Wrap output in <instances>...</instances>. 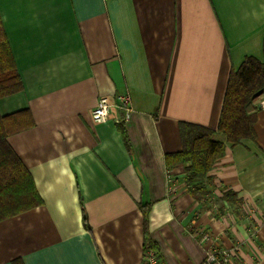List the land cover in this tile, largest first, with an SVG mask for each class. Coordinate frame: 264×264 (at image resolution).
Masks as SVG:
<instances>
[{
	"label": "crops",
	"instance_id": "0c3cea01",
	"mask_svg": "<svg viewBox=\"0 0 264 264\" xmlns=\"http://www.w3.org/2000/svg\"><path fill=\"white\" fill-rule=\"evenodd\" d=\"M0 22L22 84L0 116L28 113L5 139L24 173L1 174L0 264H142L144 210L163 264H202L201 233L264 264L262 94L252 138L217 131L230 75L264 63V0H0ZM125 92L127 123L91 121ZM181 125L225 145L205 180L166 166Z\"/></svg>",
	"mask_w": 264,
	"mask_h": 264
},
{
	"label": "trees",
	"instance_id": "16d2710c",
	"mask_svg": "<svg viewBox=\"0 0 264 264\" xmlns=\"http://www.w3.org/2000/svg\"><path fill=\"white\" fill-rule=\"evenodd\" d=\"M10 53L0 22V99L22 90V84L19 81L20 78L16 68H14L15 64ZM226 85L227 89L225 97H223L224 102L217 131L223 135L226 142L235 145L243 139L253 137L255 113H248L246 110L256 96L261 94L262 87H264V63H260L255 58L247 57L238 71L230 75ZM27 114L24 111L6 117L0 116V182L3 180L2 173H5V175L6 172L9 173L11 182L17 180L18 174L22 175L24 173V168L6 147L5 139L8 135L14 134L25 127L23 119L26 118ZM180 137L182 151L166 156V166L183 165L186 178L192 182L207 179L214 165L213 163L223 157L225 145L214 138V131L199 126L181 125ZM27 177V198L31 196L35 198L33 204L38 203L37 195L31 187L28 174ZM192 192H194V197L197 199L204 197L206 194L204 186ZM231 196H234V194L224 195V200L231 201ZM143 213V254L149 250L158 253L157 246L154 245L148 232H146V211L144 210Z\"/></svg>",
	"mask_w": 264,
	"mask_h": 264
},
{
	"label": "built area",
	"instance_id": "2783aa9c",
	"mask_svg": "<svg viewBox=\"0 0 264 264\" xmlns=\"http://www.w3.org/2000/svg\"><path fill=\"white\" fill-rule=\"evenodd\" d=\"M259 107H264V93L260 95ZM131 98L128 92L120 94L113 98H100L95 107L90 111L91 121L93 123H103L113 117L116 125H123L130 119L132 112ZM200 235V236H199ZM199 243L206 246L204 261L202 264H231L235 249L228 250L222 247L215 237L208 234H198ZM143 264H163L159 254L149 250L143 254Z\"/></svg>",
	"mask_w": 264,
	"mask_h": 264
},
{
	"label": "rangeland",
	"instance_id": "374dc122",
	"mask_svg": "<svg viewBox=\"0 0 264 264\" xmlns=\"http://www.w3.org/2000/svg\"><path fill=\"white\" fill-rule=\"evenodd\" d=\"M264 93V87H262V91H261V94Z\"/></svg>",
	"mask_w": 264,
	"mask_h": 264
}]
</instances>
